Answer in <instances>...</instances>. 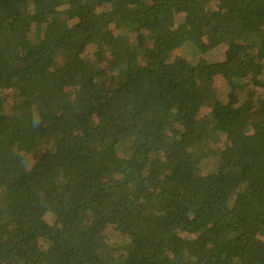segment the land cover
Here are the masks:
<instances>
[{"label":"trees","instance_id":"1","mask_svg":"<svg viewBox=\"0 0 264 264\" xmlns=\"http://www.w3.org/2000/svg\"><path fill=\"white\" fill-rule=\"evenodd\" d=\"M0 264H264V0H0Z\"/></svg>","mask_w":264,"mask_h":264},{"label":"rangeland","instance_id":"2","mask_svg":"<svg viewBox=\"0 0 264 264\" xmlns=\"http://www.w3.org/2000/svg\"><path fill=\"white\" fill-rule=\"evenodd\" d=\"M229 48H231V47H229ZM231 49H232V48H231ZM214 55H215V56H218V55H221V53H220V52H217V53H215ZM226 55H228V52H227ZM226 55H225V56H226ZM225 56H223V57H225ZM220 57H221V56H220ZM218 58H219V57H218ZM237 84H238V83H235L231 78H229L228 75H226V76H223V77H221V78L218 79L216 86L220 89V92L225 93V92H224V89L227 91V90H229V89H231V88H234ZM260 249H261L260 247H257V248L255 249V251L260 252ZM261 253H262V252H261Z\"/></svg>","mask_w":264,"mask_h":264}]
</instances>
